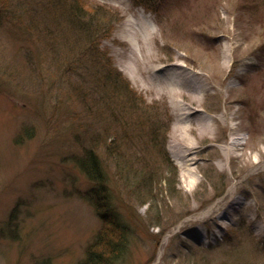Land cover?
Returning a JSON list of instances; mask_svg holds the SVG:
<instances>
[{"label": "rangeland", "instance_id": "obj_1", "mask_svg": "<svg viewBox=\"0 0 264 264\" xmlns=\"http://www.w3.org/2000/svg\"><path fill=\"white\" fill-rule=\"evenodd\" d=\"M81 4L89 17L99 9L112 28L98 46L85 45L90 59L69 58V69L53 68L52 53L42 58L39 31L27 37L0 23V264H81L111 226L91 203L76 157L92 149L104 155L101 140L111 137L135 165L121 177L111 163L118 213L132 228L118 264H264V0ZM130 17L141 31L152 26L158 60L180 54L179 62L205 76L212 88L201 115L229 119L214 123L216 136L181 139L175 104L150 92L147 74L128 76L129 45L117 35ZM97 50L105 63L91 60ZM110 67L137 91L138 108L115 113L110 93L101 102L91 78ZM26 129L31 138L19 142ZM121 141L143 155L145 168ZM230 141L242 146L226 158L220 147Z\"/></svg>", "mask_w": 264, "mask_h": 264}, {"label": "trees", "instance_id": "obj_2", "mask_svg": "<svg viewBox=\"0 0 264 264\" xmlns=\"http://www.w3.org/2000/svg\"><path fill=\"white\" fill-rule=\"evenodd\" d=\"M82 2H84V0H0V23L2 26H13L14 30L22 31L24 36L27 37H31L33 32L39 31L40 35L37 33L39 40L43 42V48H45L42 58L46 60V58L48 59L50 56L49 53H52V57L55 56L52 59V61L55 62L52 66L53 68L58 70L66 64L67 69H69L72 67L68 65L70 62L69 58L74 60L76 55H79L78 61H82L84 58L86 59V56L90 59L91 56L85 55L86 50H83L85 49V45L86 49H93L92 47L94 45L98 46V42L108 36L112 28L109 22H105V20L100 17L98 8H96L98 10H94V13H91L92 15L90 17L87 16L89 13L83 9L84 7H81L83 6L81 4ZM52 26H54V29L51 30ZM72 38H74V41H72ZM75 45L76 47L74 50ZM67 46H71V49H67ZM61 50L63 54L59 55L58 53L62 52ZM82 54L85 55V57L81 59ZM71 55L72 57H70ZM100 56L102 57L105 55H101L100 50H97L96 56L91 60L105 63L101 60ZM28 59H31L30 55ZM98 69L101 70L99 77L94 76L91 79L92 82H98V86L102 90L100 95L101 102L103 98H105V96L108 97L110 93L113 96L111 102H113V105L115 103V106H113L114 112L116 109L124 110L125 107L127 108L130 106L138 108V104L142 102L137 97L139 94L133 89L130 83L123 78L119 71H113L111 67L110 70L112 71L108 73L101 68ZM74 70L76 71L77 68L75 67ZM113 74H115L114 78ZM80 82L84 85L82 80ZM83 91L85 92V88ZM85 96L87 97L88 93L85 92L84 98ZM91 100L95 102L93 98H91ZM26 136L29 138L32 136V134L29 133V129H26L20 134L17 140L23 142ZM116 138L111 137L106 140L103 138V140H101V142L107 144L105 146L104 155H96V151L92 149L87 151L80 159L76 157L77 166L83 171L91 185L90 190L87 192L91 203L95 205L101 219L105 221V226H111H108L109 229H105L102 232L100 240H96L97 242L89 248V253L81 264H118L120 257L126 253V249L129 246L130 239L128 235H131L132 228H130L129 223H127V225L123 222V219L118 213L120 212L118 208L120 203L116 197V181L111 163L119 167V172L117 171L119 176L124 172V168L126 169V167H128L129 169V165L133 167L135 165L128 164V154L123 148H118L119 143L116 142ZM93 142H97V140L94 139ZM121 142L126 144L129 141ZM128 146H131L132 154H135L133 156L138 158L137 161L141 163L142 160H144L143 155L137 150L135 151L130 142ZM125 157L127 158L126 160ZM140 165L142 168L146 167L145 164L141 163ZM148 165L149 164H147V166ZM171 169L172 168L168 170L169 173L174 172L173 169ZM151 176L153 175L150 174L149 177ZM166 179H164V181ZM169 182L170 179L167 184H169ZM13 214L14 213L11 212L12 217ZM38 264H51V262L48 259H43Z\"/></svg>", "mask_w": 264, "mask_h": 264}, {"label": "bare ground", "instance_id": "obj_3", "mask_svg": "<svg viewBox=\"0 0 264 264\" xmlns=\"http://www.w3.org/2000/svg\"><path fill=\"white\" fill-rule=\"evenodd\" d=\"M132 18L126 19L124 25L122 24V34L117 35L121 37V43L129 45L130 51L127 57L130 70L128 76L138 80V76L147 74L150 92H156L161 98L166 96L172 104H175L179 122V126L175 127V133L181 135V139H185L188 133H197L200 139H205L207 135L216 136V131L213 129L214 123H225L229 119L223 117L224 115L216 119L201 115L199 107L203 105L212 88L207 86L205 76L188 68L184 62H179L182 60L180 54H176L175 60L168 63L158 60L150 47L156 37L152 26L148 25L144 31H141ZM191 32L197 31L193 29ZM230 50V47L224 49L221 55ZM210 64L211 60L206 58L205 65ZM229 89L232 90V88ZM229 89L226 88V91H230ZM231 104L228 107L233 108ZM231 119L234 117L231 116ZM240 146H242L240 142L230 141L227 145L221 146L220 150H222L223 157L228 158L232 153L239 151ZM187 148L192 149V146H187ZM179 152L183 159L189 155L187 152ZM235 202H237L236 199Z\"/></svg>", "mask_w": 264, "mask_h": 264}]
</instances>
